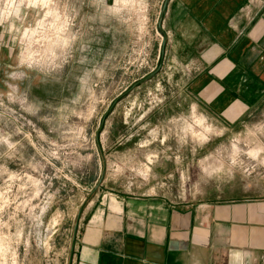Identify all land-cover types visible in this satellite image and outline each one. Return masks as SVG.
I'll return each mask as SVG.
<instances>
[{
    "label": "rangeland",
    "instance_id": "obj_1",
    "mask_svg": "<svg viewBox=\"0 0 264 264\" xmlns=\"http://www.w3.org/2000/svg\"><path fill=\"white\" fill-rule=\"evenodd\" d=\"M163 2L0 0V26H15L0 83V264H73L74 227L76 241L98 194L264 199V112L222 127L167 81L141 82L161 62Z\"/></svg>",
    "mask_w": 264,
    "mask_h": 264
},
{
    "label": "crops",
    "instance_id": "obj_2",
    "mask_svg": "<svg viewBox=\"0 0 264 264\" xmlns=\"http://www.w3.org/2000/svg\"><path fill=\"white\" fill-rule=\"evenodd\" d=\"M14 27L0 26V50L7 49L0 83ZM159 30L153 79L167 81L186 108L222 127L264 112V0H169ZM85 216L73 264H264V199L173 202L106 193Z\"/></svg>",
    "mask_w": 264,
    "mask_h": 264
},
{
    "label": "water",
    "instance_id": "obj_3",
    "mask_svg": "<svg viewBox=\"0 0 264 264\" xmlns=\"http://www.w3.org/2000/svg\"><path fill=\"white\" fill-rule=\"evenodd\" d=\"M168 2H169V0H164V2H163V7H162L161 13H160V15L158 17V20H157L158 21V27H160V21H161L162 15H163V13L165 11V8H166V5H167ZM158 72H159V68H157L152 73H150L148 76L143 78L141 80V82L149 80L150 78L154 77ZM76 229H77V226L74 227L73 237H72V241H71V244H70V259H71L72 255H73V250H74V246H75Z\"/></svg>",
    "mask_w": 264,
    "mask_h": 264
},
{
    "label": "clouds",
    "instance_id": "obj_4",
    "mask_svg": "<svg viewBox=\"0 0 264 264\" xmlns=\"http://www.w3.org/2000/svg\"><path fill=\"white\" fill-rule=\"evenodd\" d=\"M68 23H69V21H68L67 19H65V21H64V27H65V28L67 27ZM65 43H67V42L65 41ZM53 55H54V54H53Z\"/></svg>",
    "mask_w": 264,
    "mask_h": 264
}]
</instances>
